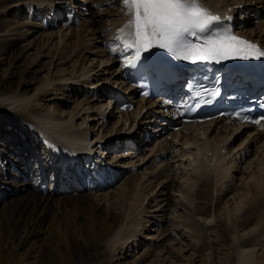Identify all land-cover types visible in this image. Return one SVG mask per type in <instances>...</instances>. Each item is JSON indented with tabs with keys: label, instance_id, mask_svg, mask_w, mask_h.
<instances>
[{
	"label": "bare ground",
	"instance_id": "1",
	"mask_svg": "<svg viewBox=\"0 0 264 264\" xmlns=\"http://www.w3.org/2000/svg\"><path fill=\"white\" fill-rule=\"evenodd\" d=\"M20 1L22 5L18 4L20 6H15L19 11L21 7H27L30 13L33 11H47V13H51L52 10L56 11L62 7V5L54 6L53 4L61 3V1L64 0H0V3L4 4L10 2L17 4L20 3ZM72 1L73 5L78 9L86 6L89 2V0H69V2ZM244 1L204 0V4L214 13H225V10L232 7V14H235L238 9L239 11L241 10V14L247 12V5L249 4L254 5V7L258 9L263 7L262 5L258 6V4H260L259 2L253 4L252 0ZM24 2L27 3L25 4ZM101 3H104L107 7H103L102 14H98L100 15L99 18H101L99 20H102V18L106 16H108V18L110 16L116 18L112 20L113 22L111 21V25L110 18L106 19L108 28L100 30L97 21L92 17L89 20V26L85 29V31L88 32V36L86 38L84 37V45H87L86 48L89 53H94V48L98 50V46H93L95 43L102 42L106 46V48L101 47L100 50H98L99 52L97 51L98 53L105 52V54L108 55L106 58L102 56L100 65L104 63L105 66H108L110 63L112 66L121 62L118 57L126 56V59H123L121 63V70L114 71V73H119L115 75V79H113L115 84L122 85V90H115L114 86L109 88L102 84V88L98 91V100L107 95L109 101L108 105L111 106L113 110L112 113L109 112L108 114V117L111 118L115 110L117 111L119 108L115 104L112 106L114 98L119 94L118 91L123 92V94L131 100H135L136 89L134 90V87H131V89L124 85L126 83L125 66L128 63V59L131 58V56H128L130 51L124 53L120 52L118 49L119 54L110 51V46H115L113 41L117 34V29L121 28L129 20V16L123 11L121 0H101ZM252 12H250V15L255 14L256 10L253 8ZM262 12L261 10V14ZM58 15L53 13V19H56ZM222 17H226V15L222 14ZM233 23L232 20H229L231 26H233ZM27 26H29V23ZM101 28L103 27L101 26ZM263 28L264 21L259 23L257 29L247 27L246 30H242L241 33L253 37L264 44V33L262 34ZM66 29L69 30L70 26ZM30 30L23 27H21L20 30L17 25L7 22L2 24L0 20V65L8 58L10 60L8 77H6V79H0V204L4 203V206H6L4 210H9V212H11L12 208L10 207V202L15 201L13 199L14 196L20 195L21 201V203L18 204L19 206L16 205L14 207L15 209L12 210L9 216L4 217L6 227L10 225H14V227H10L6 230L7 233L3 232V234H1L0 243L1 239H3L6 244L2 246L0 262H2V264H57L52 261L47 263L43 261L46 250L42 246L32 249L26 256L19 255V252L26 249L31 242L37 243L40 240L42 242L46 241L50 236V231L48 228L45 229L46 231H43L42 226L51 208L58 210L61 205H68V202H70L74 203L73 207L76 211L72 217L71 228L68 230L64 228L65 232L63 234L61 233L62 241L65 243L64 246H66L65 252L60 250L56 253V259L61 260L62 264H78L76 254H79V258L85 260L83 255L87 247L86 244H83V247L80 246L77 249H71L67 246L69 242L68 234L69 231L72 230L77 241L85 242L86 240L83 239V236L85 235L84 232H87V234H90V242L92 241L93 245H104L105 250L102 253H104L107 258H105L104 262L99 261L97 264H110L109 259L111 256H114L115 250L121 248L125 249L126 243H128L130 239L134 238L133 240L137 248H139L140 245L143 246L140 241L143 238L142 229L139 228L141 223L129 226V220L134 214L140 212L138 210L144 203L148 193L140 199L141 202L138 206H134L131 203L126 204L125 201L128 191L126 189L121 190V193L115 194L117 201L111 202L109 211L106 210L105 216L103 217H101L96 209L98 200L94 198L91 193L84 197L82 196L83 198L76 195H73V197H67V195H65L66 198L64 197L63 194H67V190L73 188L79 190L82 186V182L80 181L83 175H85L84 173L86 170L97 169V164L108 160L106 158L107 155H105L107 148L111 146L107 154H114V151L118 149L114 146L121 140L119 141V138H115L116 140L113 141L109 140V137L113 135V133H111L109 137L106 135L101 137L98 142L94 143L90 141V128L83 127V125L86 124V119H88L90 115L85 117L80 124L75 123L74 117L76 114L87 112L91 109L96 111L95 116L101 115L102 118L105 117L107 108H103L104 105L100 107L88 103L87 107L78 110L75 115L73 112L70 114L66 112L62 106L60 107V115L57 114L54 116L51 110L41 111L43 106L39 102L40 99L55 95L53 94L55 92L54 89H62V93H64L65 90L75 87L74 85L77 83V79L82 77L88 80L85 84L93 85L100 83L102 79L96 78L95 82L90 81V72L94 71L95 68L92 67L85 72V65L82 71L78 70L76 74L71 73L69 75L67 72H64L61 76L56 77L54 80H59L60 82L56 84L58 82L55 81V84L52 86L53 88L50 87L54 82V80H51V77H44L40 80V84H32L33 80H28L26 71L21 69L19 64L22 58L20 52L23 54L26 52V49L29 50L30 45H26L25 47L21 46L22 48L19 53L14 51L15 49L13 48L15 45H11L16 41L14 40L16 37L19 39L23 36V33L27 35ZM78 31L80 30L77 29V33ZM71 32H73V29H71ZM2 34L11 37L13 41L6 42V40L2 39ZM80 45L81 43L77 44V46ZM62 48L63 47H61V49ZM93 60L94 58L90 61L92 62ZM109 69H113V67L110 68L109 66ZM96 90H93V92L95 93ZM148 102L151 107H148L144 112L143 108L148 103H139V106L131 113L133 114L132 116H134L133 118H131V115L127 112L125 115L121 112L123 115L122 117L125 119L122 123L124 129H120L116 132V135L119 134L120 136L122 132L128 130L127 134L124 135L127 138L125 139L127 140L126 146H128L129 142L133 144L136 142V149H141L142 147L147 148L145 144L140 146V141H134L133 139L129 140V138H135L136 134L138 136V133L141 135L144 133L142 130L144 128V120L147 128L150 125H154L155 127V119L150 116L151 111L162 110L164 106L158 103L157 100ZM102 125H104V122L100 126ZM185 127L186 130L190 131L189 133H185V131H181V133L176 132L173 134L176 141H169L168 146H163L164 148L161 146L157 147L159 148L158 151H161L163 155V159H161V163L163 164L160 168L162 172L157 173L158 171L156 172V168L153 170L155 173L145 179L151 186L150 192H153L158 185L159 187L162 185V189L159 191L163 193L168 188L167 183L161 181L157 183L158 185H153L155 181L154 178L158 177V181L169 180L167 179L168 177L161 178L162 173L166 170H171L169 165H172L173 161L179 162L176 163L177 167L174 173H177L179 169L177 179L183 180L182 184L179 185L178 183V191L179 195H181V197H178V207L185 212L183 214L184 216H182V218L185 219L182 224H186V226L192 227L196 231V234L191 236L194 238L193 242L190 238V241L186 244V248L181 247L179 248L181 249L180 251L187 252L186 250L189 247L193 249L192 255L189 256V262L191 263L195 262L198 257H201L202 255L200 256V254L203 251L210 252L209 256L204 252L206 258L205 264H255V262H257L255 259L258 260L262 258L264 260V142L262 146L256 150L255 154L251 153L253 144L257 143L258 139H264V128L235 126L233 122L226 124L223 120H218L216 124H188ZM242 127L243 130H240ZM154 129V131L159 130L157 128ZM183 136L186 137L184 141L178 139ZM178 142H180V150H176L178 148L176 147L178 146ZM10 146H12L11 149ZM168 150H171V154L174 155L167 157L164 152ZM97 151L100 153L99 157H97ZM175 152H178V154ZM122 155L123 154H121V156L114 155V159H119L118 161H120V159L123 158ZM249 155L251 156L245 169L250 171V178L249 180L248 178H244L245 180L242 181L240 188L242 191L238 192V199H236L232 207L229 208L233 215H230L227 221L221 218L218 219L216 224L218 228L216 237L212 240L206 239L204 233L205 231L207 233L209 229L206 220L212 219L214 214L204 205V203L206 204L204 198L212 195L211 201H214V199H216L214 198V193H216L218 197L216 196L215 206H217L223 200V197L233 189V183L236 179V173L239 171V166ZM85 157H87L86 165L88 167L86 170L80 172L78 168L75 169L73 165L78 162L77 166H79L81 160L85 159ZM89 160L92 162L94 160L93 164L91 162L88 164ZM119 166L120 165L117 164L110 165L109 169H106L105 172L98 176L99 183L97 189L100 188L102 190L103 185H107V189H109L118 182L117 176L119 175L120 177L122 174L114 171L112 167L117 168ZM252 166L253 169H251ZM233 168H236L237 172L235 173L234 171L231 175ZM11 176L13 177L9 178ZM6 177L9 178V180L6 181ZM103 177H105L104 180ZM114 180L117 182L112 184ZM44 185H48L49 187L46 194L43 188ZM145 187L146 185L144 188ZM90 188H92V186ZM223 189L224 191H222ZM236 191L239 190L236 189ZM156 196L155 198H157ZM124 203L125 209L123 210ZM117 206L119 211L115 213L114 209H116ZM162 209L163 208H160L159 211L163 212ZM238 212H242L243 214L236 216V214H239ZM12 214L15 217L14 221ZM156 217H159V215ZM248 228H251L249 229L251 232H247V235L246 233L240 234L241 231L247 230ZM136 230L137 232L135 233ZM148 236L149 234L147 233V239H149ZM18 237L20 238L19 241ZM193 255L195 257L191 259ZM144 257L147 259L148 254ZM213 258L214 260L216 258L219 259V263H215ZM139 260V264L145 261H143V257ZM257 264L260 263L257 262Z\"/></svg>",
	"mask_w": 264,
	"mask_h": 264
},
{
	"label": "rangeland",
	"instance_id": "2",
	"mask_svg": "<svg viewBox=\"0 0 264 264\" xmlns=\"http://www.w3.org/2000/svg\"><path fill=\"white\" fill-rule=\"evenodd\" d=\"M24 3L26 4L27 2H24ZM65 3H70L71 5H73V1L72 2H69V0L61 1V3H56L53 5L54 6L62 5V7L56 11L52 10V12L48 14H47V11L45 12L42 11V13L33 11L32 13H30L27 7H21L19 11L15 6L22 5L21 1L20 3H17V4L10 3V2L4 3V4L0 3V20L2 24H5V22L13 23L17 25L20 30H21V27L25 29L28 28L29 30L31 29L27 35L23 33V36L21 38L18 39V37H16L14 39L16 41L13 42L11 45H15L13 49H15L14 51H16L17 53L21 51L22 47H25L26 45H30L29 50L26 49V52H24L23 54L22 52H20V56L22 55V58L19 61V64L21 66V69H24V71H26V75H28V80H33L32 84H38L39 82H41L40 80H42L44 77L46 78L51 77V80H54L56 77L61 76L64 72H67V74L69 75L71 73L76 74L78 70L82 71L85 65H86V67L84 68L85 72L92 67L95 68L94 71L90 72V75L92 76V77L90 76L89 78L91 79L90 81L95 82L96 78H99L100 80L102 79L100 83L93 85V84H85L88 81L87 78H84V79L83 77L80 79L78 78L76 81L77 83H75L74 85L75 87H71L69 90H65L64 93H62V89H54L55 92L53 94L55 95H52L51 97L42 98L39 101L41 105L43 106L41 111L44 112V110H51L54 116L57 114L60 115L61 106L69 114L73 112V114L75 115L78 110H81L83 107H87L88 103L95 105V106H100V107L104 105L103 108L105 107L107 108L105 117L102 118L101 115L95 116L96 111L91 109L87 112L76 114L74 117L75 123L80 124L85 117L90 115L88 119H86L87 120L86 124L83 125L84 128H90V132H91L89 136L90 141L94 143L98 142L100 141L101 137H103L104 135L109 137L111 133H113V135L109 137L110 138L109 140L113 141V140H116L117 138H119V141L121 140L117 145V147H119V149L116 151L117 153L107 154V152L110 150L109 148H107V150L108 149L109 150L105 154L107 156L110 155V158L108 157L110 163L112 164L117 163V165H120L118 167L117 172H119V174L120 173L121 174L123 173V174L121 175V178L119 177V175L117 176L118 177L117 179L118 182L116 181L117 184L109 188L108 191L105 190V191L98 192L92 189L95 185L97 186L98 184L85 183L83 181L84 178H82V180L80 181L82 182V186L80 187V189L75 190V188H73V189L67 190V194H63L64 197L66 198L65 195H67V197L68 196L73 197V195L84 197L85 195H89V193H91L94 196V198L98 200L96 204L97 205L96 209L98 210V213H100L101 217H103L105 216V211L106 210L109 211L111 202L117 201L115 194L121 193V190L126 189L128 191V195L126 196L127 199L125 201L126 204L131 203L134 206H138V204H140L141 202L140 199L143 198L144 195H146V193H148L146 195L147 197L144 203L141 205V208L138 210L140 212H137L136 214H134L129 220V226H132L133 224L138 225V223H141L139 228L142 229L143 238L140 241L142 242L143 246L140 245L139 248H137L133 240L134 238L130 239L129 242L126 243L125 249L121 248V249L115 250L116 252L114 256H111L109 259L110 264H139V261H140L139 259L143 257V261H144L146 259V257L144 256L145 255L147 256V254H148L147 259L144 262H140V264H159V263L161 264H205L206 258L204 254L206 253L209 256L210 255L209 251H203L200 254V256L201 255L202 256L198 257L197 259L195 258L196 261L191 263L189 262V256L192 255L193 249H190L189 247L186 250L187 252L185 251L181 252L180 251L181 249H179L181 247L186 248V244L187 242L190 241V238L193 242L194 238H192L191 236L196 234V231L192 227L190 228L189 226H186V224L185 225L182 224L183 220H185L182 218L185 212L182 211L180 207H178L179 206L178 197H181L178 191L179 190L178 183L179 185L182 184L183 180L177 179L179 175V169L177 173H174V170L177 167L176 163H179V162L173 161L172 165H169L171 170L169 169V171L166 170L164 173H162L161 178L168 177L167 179L169 180H159L158 181L157 180L158 177L154 178L155 181L153 180L154 181L153 185L161 181L163 183H167L168 188L165 190V192L161 193V191H159L160 189H162V185L159 187L158 184H157L158 187L155 188L153 192H150L151 186L149 185V182L145 181L146 178H148L150 175L152 176L153 173H155L153 170H155L156 168H157L156 172L158 171L157 173L162 172V170L160 171V168L163 164L161 163L162 162L161 159H163L162 157L163 155L161 154V151H158L159 148L157 147L161 146L162 148H164L168 146L169 141H176L175 140L176 138L174 137V135L171 136V134H168V135L164 134V132L161 131L160 130L161 128L159 127L160 131L158 130V132H160L159 133L160 136L159 137L156 136L157 139L149 141V143L145 141L146 136H142L139 133H138V136L136 134L135 138H129V140L133 139L134 141H140L139 142L140 146H143L145 144L147 148L142 147L141 149H136V150H125L124 147H122V143L125 144L126 146L127 140L125 139L127 138L124 135L127 134L128 130L122 132L120 136L119 134L116 135V132H118L122 128L124 129L122 123L125 121V119L122 116L125 115L126 112H123L120 110V108H118L117 109L118 112L115 110V113L111 116V118H109L108 114L109 112L112 113L113 110L111 109L112 107L108 105L109 101L107 99V95L104 96L100 100L97 99L98 91L100 88H102L103 85L109 88H112L114 86L115 90L116 89L122 90V85L120 86L119 84H115L113 82V79H115L114 76L119 73V72L114 73V71L115 70L119 71L121 69L119 68L120 62L112 66L110 65V63L108 66H105L104 63L100 65L102 56L106 58L108 55H106L105 52L98 53L99 52L98 50H100L101 47L106 48V46L102 42L95 43L93 44V46L94 45L95 47L98 46L99 47L98 50L97 48L96 49L94 48L93 49L94 53L87 52L88 51L86 48L87 45H84V39L88 36V32H86L85 29L89 26L90 24L89 20L92 17L95 18V21H97V25L100 28V30H104L105 28L106 29L108 28L107 26L108 24H106V19L110 18L109 20H110V25H111L113 22L112 20L116 17L113 18V16H110L108 18V16H106L107 18L104 17L102 18V20H99L101 18H99L100 15L98 14H102L101 12H102L103 7H107V6L104 3H101V0H89L86 6L78 9L79 13H81V9H83L82 11L83 13H81L82 15H79L77 11L71 13L70 10L66 8L64 11L68 12V17H66L64 20L62 19V22L65 23V25L63 26L61 24H58L57 25L58 27L49 28L48 26H53L51 25V23L53 24V23L58 22V19H59L58 17L62 13V8H65V6H67ZM260 5L261 4H258V6ZM253 7L254 5H251V4L247 5L248 11L241 15L242 16L244 15L246 17V21H247L246 23L248 25L247 27L257 29L259 23L264 21V6L261 8V10L263 11L261 14L262 15L261 19H255V17H253L254 14L250 15V12H252ZM237 12H241V10L239 11L238 9L236 13ZM53 13L54 14L56 13L57 15L59 14L58 17L56 19H53L51 23L50 21L49 22L47 21L46 24L44 25L43 22H45L46 19L48 20L52 19ZM77 14H78V17L76 16ZM48 15H50V17ZM66 16H67V13H66ZM30 18H32L33 20H30ZM69 21L72 23L74 22L73 25L69 24L70 23ZM28 23H29V26H27ZM68 25L70 26L69 30L66 29L67 27H69ZM101 26L103 28H101ZM71 29H73V32H71ZM77 29L80 30L78 31V33H77ZM263 33H264V28H263L262 34ZM2 35H3L2 39L6 40V42L13 41L11 40V37L4 36V34ZM79 43H81V45L77 46V44ZM61 47L63 48L61 49ZM93 58L94 60L91 62L90 60ZM118 58L121 60L120 57ZM109 66L110 68L113 67V69H109ZM9 70H10V60L8 58L4 61L2 65H0V79H6V77H8L9 75ZM55 81L58 82L56 84H59L60 82L59 80L58 81L54 80L52 85H50L51 88H53L52 86L55 84ZM64 82L67 83L66 81ZM91 89H92V92L90 93ZM93 90H96V92L94 93ZM134 111L132 110V111L127 112L129 115H131V118L134 117L132 116L133 114H131ZM121 112L123 113V115ZM103 122H104V125L100 126ZM146 127L147 126L145 125V120H144V128L142 129L143 132ZM148 128H150L152 132H157V131H154L155 130L154 128H157L156 124H155V127L154 125H150ZM185 138L186 137L183 136V137H179L178 139L181 141H184ZM263 142H264V139H258L257 143L253 144L251 153L255 154L256 150L260 148V146H262ZM179 144L180 142L177 143L178 146L176 147L178 148L176 150H180ZM11 148L12 146H10V149ZM98 152L99 151H97V157L100 156V153ZM164 153L165 155H167V157L174 155V154H171V150L165 151ZM175 153L178 154V152H175ZM121 154H123L122 155L123 158H121L120 161H118L119 159H114L115 158L114 155L121 156ZM250 156L251 155H249L248 158L243 160L242 164H240L239 166L238 172L236 168H233L231 175L233 174L234 171L235 173L237 172L236 177H235L236 179L234 180V183H233L234 187L232 190H230L227 193L225 197H223V200L217 206H215L216 199L218 197L216 193H214L215 195L214 198H216L214 199V201H211L212 195L204 198V200L206 201V204L204 203V205L210 210V212H213L214 214L212 219L206 220L207 226L209 227V229L207 230V233L206 231L204 233L205 234L204 236L206 239L212 240L216 237V234H217L216 231L218 229L216 224H217L218 219L221 218L222 220L227 221L228 217H230V215H233L231 214L232 212L229 210V208H231L234 201L238 199L239 197L238 192L242 191V189H240L242 181L245 180L246 178H248L249 180L250 178L249 177L250 171H247L245 169L247 163L249 162ZM86 158L87 157H85V159ZM85 159L81 160V163L82 161L84 162ZM90 162L93 164L94 160L93 162L92 161ZM77 163H75L76 166H77ZM75 165H73L74 168H75ZM84 167L85 166H83V168ZM121 169H123L124 172H122ZM251 169H253V166ZM143 175L145 176V178ZM142 176H143V179H142ZM12 177L13 176L9 178H12ZM9 178L6 177L5 180L6 181L9 180ZM104 179L105 177H103V180ZM145 185L146 187L144 188ZM91 186L92 188H90ZM102 188H105L104 185L102 186ZM236 189H238L239 191H236ZM222 191H224V189ZM155 196L157 198H155ZM13 199L15 201L10 202V207L12 208V210L15 209L14 207L16 205L21 203L20 195L14 196ZM73 204L74 203L68 202V205H65V204L61 205L58 210L51 208L48 214V217L46 218V220L44 221V225L42 226L43 231L46 228H48V230L50 231L49 238L44 242H42L41 240L38 241L37 243L31 242L27 246L26 249L21 250L19 252V255L26 256L27 253L31 252L32 249H35L38 246H42L46 250V253L43 256V259H44L43 261L45 263L52 261L57 264H62V261L56 259L55 255L60 250L65 252L66 246H64L65 243L62 241L61 233L63 234L65 232L64 228L66 230L71 228L72 217L74 216V213L76 211V209L73 207ZM118 206L116 209L113 208L115 213L116 212L118 213L119 211ZM4 207H6L4 206V203L0 204V223H1L0 224V232H1L0 238L3 232H6V230H8L10 227H14V225H10L9 227H6V224L4 223V217L9 216L12 210L11 212H9V210H4ZM160 208H163L162 210L163 212L164 211L165 212L164 213L160 212L159 211ZM124 209H125V203H124L123 210ZM238 213L239 214H236V216L243 214L244 211L243 213L242 212H238ZM158 215L159 217H156ZM14 219L15 217L13 216V221ZM131 228L134 229L133 227ZM249 229L251 228L244 230L245 232L239 230L241 231L240 234L246 233L247 235V232L250 231ZM58 230H60L61 232ZM136 232L137 230L135 231V233ZM84 233L85 235L83 236V239L86 240L85 242L77 241V239L75 238V234L72 230H70L68 234L69 242L67 243V246H69L71 249H75V248L77 249L80 246L83 247V244H86L87 246L85 248V254L83 255L85 260L80 259L79 254H76L78 264H97L99 263V261L104 262L105 258H107L105 254L102 253L105 250L104 245L102 246L93 245V242L92 241L90 242V237H89L90 234H87V232H84ZM147 233L149 234L148 236L149 239H147ZM19 240L20 238L18 239V241ZM0 244H1L0 245V254H1L2 248H3L2 246H5L6 243L4 242L3 239H1ZM194 257H195L194 255L191 256V259L192 258L194 259ZM213 261H215V263H219V259L217 258L215 260L213 258ZM255 261H257L260 264H264V260L262 258L258 260L255 259ZM257 262H255V264H257ZM0 264H2V262H0Z\"/></svg>",
	"mask_w": 264,
	"mask_h": 264
},
{
	"label": "snow or ice",
	"instance_id": "3",
	"mask_svg": "<svg viewBox=\"0 0 264 264\" xmlns=\"http://www.w3.org/2000/svg\"><path fill=\"white\" fill-rule=\"evenodd\" d=\"M129 20L119 29L110 51L131 52L129 64L152 49H162L176 60L195 62L264 57V48L237 37L204 0H121ZM228 19H231L228 17ZM210 95H218L212 91ZM207 102V101H206ZM240 117L241 113H236ZM264 116L253 121L264 128Z\"/></svg>",
	"mask_w": 264,
	"mask_h": 264
}]
</instances>
